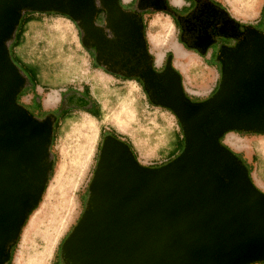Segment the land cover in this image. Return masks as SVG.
Listing matches in <instances>:
<instances>
[{
  "label": "water",
  "instance_id": "water-1",
  "mask_svg": "<svg viewBox=\"0 0 264 264\" xmlns=\"http://www.w3.org/2000/svg\"><path fill=\"white\" fill-rule=\"evenodd\" d=\"M100 6L109 27L147 44L144 26L134 24L120 0H0V264L46 190L56 120L36 117L17 100L26 78L7 42L25 10L66 14L98 39ZM233 54L208 100H187L179 74L163 89L159 103L176 113L186 134L184 152L171 163L149 167L122 138L104 139L91 201L63 243L71 264L264 261V191L219 141L226 131L264 132V37L255 33ZM70 100L77 107L91 102L79 93Z\"/></svg>",
  "mask_w": 264,
  "mask_h": 264
},
{
  "label": "rangeland",
  "instance_id": "rangeland-1",
  "mask_svg": "<svg viewBox=\"0 0 264 264\" xmlns=\"http://www.w3.org/2000/svg\"><path fill=\"white\" fill-rule=\"evenodd\" d=\"M219 1L245 22L257 21L260 12H264V0H256L254 6L241 10L235 8L232 0ZM131 6L124 4L123 8L130 10ZM32 17L33 21L26 25L22 44L13 51L23 61L38 66L40 80L36 90H32L20 69L26 78L24 91H29L20 98V103L40 119L47 111L53 116H61L62 106L55 109L57 96L61 94V99L67 98L70 105L73 103L71 94H82L87 86L88 95L95 100L101 113L97 118L76 106L68 117L60 119L51 146L54 157L49 159L50 162L54 158L53 175L41 201L22 228L11 263L57 264L66 236L91 201L89 186L105 134L116 133L132 143L137 158L147 166L172 161L184 152L186 145L184 147L182 142L181 148L178 146L182 130L174 111L150 101L136 81L113 77L92 63L83 41L82 28L76 21L55 11H38ZM146 17L149 22L153 15ZM154 34H159V53L171 52L172 62L176 63L173 42L177 33L168 15L159 14V26ZM12 39L7 42L8 46ZM149 47L154 49L153 44ZM194 57L195 63L183 69L182 76L185 88L194 98L192 103H199L197 100L210 96L217 73L202 59ZM35 94L39 96L34 98ZM38 102L42 104V110ZM225 135L226 141L228 136L233 137L228 146L236 154H244L251 176L264 191V185L256 178L264 175V134L231 130Z\"/></svg>",
  "mask_w": 264,
  "mask_h": 264
},
{
  "label": "flooded vegetation",
  "instance_id": "flooded-vegetation-1",
  "mask_svg": "<svg viewBox=\"0 0 264 264\" xmlns=\"http://www.w3.org/2000/svg\"><path fill=\"white\" fill-rule=\"evenodd\" d=\"M219 2V0H185L181 6H173L168 0L153 2V5L167 7L164 10L159 8V11L167 12L172 17L177 33V41L185 49L194 52L197 57L202 59L204 64L217 73V79L212 87L211 94L220 89L223 80L228 75V71L232 68L235 58L238 57L233 52L255 33L264 37L263 10L260 12V17L257 21L245 22L233 15L228 7L221 2L219 4ZM121 4L122 6L124 5L122 2ZM138 5L139 2L134 1L130 10L125 11L129 13V17L134 21V24H142L145 31L144 13ZM99 8L96 24L101 27V37L98 39L89 38L85 30L80 26L82 28L83 41L90 54L92 63L113 77L136 81L143 87L150 101L162 106L165 105L159 102H164L163 89L169 84L170 79L179 74L184 96L192 102L194 98L187 92L183 83L182 73L175 68L173 62L166 58L158 67L155 64L148 44L144 46L138 40H129L121 36L117 31L109 27L106 9L102 6ZM248 82L249 79L247 80ZM81 93V95L86 96L83 91ZM210 96L197 101L201 103L208 100ZM62 101V112L68 107L76 108L73 103L67 104V98L63 97ZM80 108L95 110L96 105L94 101H91L88 106ZM56 116L60 117V115ZM243 132L264 134V132L256 129ZM170 162L161 165L163 166ZM149 167L155 168V166ZM56 262L59 264H71L67 258H63L61 252Z\"/></svg>",
  "mask_w": 264,
  "mask_h": 264
},
{
  "label": "trees",
  "instance_id": "trees-1",
  "mask_svg": "<svg viewBox=\"0 0 264 264\" xmlns=\"http://www.w3.org/2000/svg\"><path fill=\"white\" fill-rule=\"evenodd\" d=\"M35 12H38V11H33V10H25L24 11V13L22 14V17H21V19H20V22H19V25H20V23H21V25L19 26H17V28H16V31H15V35H14V37H13V39H12V41H11V43H10V45H9V49H10V52H11V55H12V59H13V61L15 62V64H17L18 65V67L23 71V73L25 74V76L27 77V79H28V82H29V84H31V86H32V90H36V87H37V85H39V68H38V66L37 65H35V64H31V63H27V62H25V61H23L20 57H18L17 55H15L14 54V51H13V49H15L16 47H18V46H20L21 44H22V42H23V39H24V34H25V32H26V25L28 24V23H30V22H32L33 21V17H32V14L33 13H35ZM62 15H64V16H67L68 18H70L68 15H66V14H63V13H61ZM71 19V18H70ZM19 28H20V30H19ZM166 58L170 61V62H172L173 61V54L171 53V52H168L167 54H166ZM88 89H89V87H87V86H85L84 87V89H83V93L86 95V96H88L89 97V99L91 100V101H94V103H95V105H96V109L95 110H90V109H84L85 111H87L88 113H90L92 116H94V117H97V118H99L100 117V109H99V107H98V105H97V103L95 102V100H93L89 95H88ZM26 92H29V91H24V89L19 93V95H18V98H17V100L20 102V98L22 97V96H24L25 95V93ZM39 95H37V94H35L34 95V98H36V97H38ZM39 103V102H38ZM62 104H63V101L61 100V102H60V104H59V106L57 107V108H55V109H58V108H60L61 106H62ZM93 106V105H92ZM39 109L40 110H42V104L41 103H39ZM71 110H72V108H66L65 109V111H63V113H62V115L60 116V117H57V116H55L56 117V120H55V123H54V127H53V135H52V142L54 141V136H55V130H56V127H57V125L59 124V122H60V119H63V118H65V117H68V115L70 114V112H71ZM172 110V109H171ZM173 111V110H172ZM51 112H49V111H47V112H44V115H49ZM175 113V112H174ZM176 114V113H175ZM179 121H180V119H179ZM180 128H181V130H182V135H181V142L179 143V147L181 148V144H182V142H184V147H185V145H186V134H185V130H184V126H183V124L181 123V121H180ZM228 131H226L225 133H223L222 135H220L219 136V141L221 142V143H224V136H225V134L227 133ZM247 134H250V133H247ZM252 134V133H251ZM110 136H115V137H118V138H122V136L121 135H119V134H116V133H111V134H105V137H110ZM125 142H127L129 145H130V147L132 148V150H133V152H134V154H135V156L137 157V155H136V153H135V151H134V147H133V145H132V143H130V142H128V141H126V140H124ZM53 145V143L51 144V146ZM102 146V145H101ZM225 146L232 152V154L235 156V158H236V160H237V162H239L246 170H247V172L249 173V175L251 176V169L249 168V163H248V161H247V159L245 158V156H244V154L242 153V152H237V154H236V152L235 151H233V150H231V148L228 146V145H226L225 144ZM100 150H101V147H100ZM183 153V152H182ZM181 153V154H182ZM180 154V155H181ZM179 155V156H180ZM52 156L54 157V155L52 154ZM178 156V157H179ZM177 157V158H178ZM177 158H175V159H177ZM175 159H173L172 161H174ZM171 161V162H172ZM170 162V163H171ZM162 165H158V166H155V168H160ZM50 173H49V180L51 179V177H52V175H53V170H54V158L52 159V161H51V164H50ZM49 180H48V182H49ZM47 185H48V183H47ZM47 185H46V188H47ZM90 192V191H89ZM41 201V200H40ZM36 208V206H34L30 211H29V213H28V216L30 215V213L34 210ZM28 220V219H27ZM26 220V221H27ZM26 223V222H25ZM25 225V224H24ZM70 233V232H69ZM69 233H68V235H69ZM67 235V236H68ZM66 236V237H67ZM18 240H19V237H18V239L15 241V243L11 246V249H10V251L9 252H7L6 253V255L4 256V259H3V261H2V264H11L12 263V261H13V257H14V252H15V248H16V245H17V243H18ZM61 255L63 256V258H66L65 256H64V254H63V250H61ZM258 262H261V263H263L264 264V261H258ZM57 264H59V263H57ZM249 264H251V263H249Z\"/></svg>",
  "mask_w": 264,
  "mask_h": 264
},
{
  "label": "crops",
  "instance_id": "crops-1",
  "mask_svg": "<svg viewBox=\"0 0 264 264\" xmlns=\"http://www.w3.org/2000/svg\"><path fill=\"white\" fill-rule=\"evenodd\" d=\"M134 1L135 0H121L122 3L128 4V5H132L134 3ZM154 1H159V0H139L138 6L140 7V9L143 10V13H144L145 34H146V38H147L148 47L150 46V44L154 45V49L152 50L149 47V50L154 57L155 64L159 67L164 62V60L166 59V54H163L162 52L159 53V34H154V30L157 26H159V14L168 15L172 21H173V19L167 12L159 11V9L154 8V5H153ZM168 1L173 6H181L185 2V0H168ZM252 2H253V0H252ZM255 3H256V1H255ZM247 4H250V3H247ZM252 5L253 4L247 5L248 6L247 8H251ZM247 8L243 7L242 9H247ZM148 15L149 16L153 15V17H152L153 19L152 18L149 19V22L147 21L148 19L146 17ZM151 20H154V21L151 22ZM173 50L175 51V55H176V59H175L176 63L173 62V65L175 66V68L179 69L180 72L183 74V69H186V67L195 63L194 60L196 58L194 56L197 57V55L194 52H192L188 49H185L177 41V39L173 42ZM211 90H212V88L210 89V92H211ZM187 92L190 94V91L187 90ZM61 100L62 99H61V94H60L59 97L57 96V98L55 100V102L58 101L57 105H56L57 107L59 106ZM32 103H30V104H32ZM27 104H29V103H27ZM57 107H55V108H57ZM232 138H233L232 136H228L227 141L224 138L225 144L229 145L230 142L232 141ZM261 176H262V178L258 177V176H256V178L261 184L264 185V179H263L264 175L261 174ZM253 180H254V178H253ZM254 182H255V180H254ZM255 183H256V185L259 186V184L257 182H255Z\"/></svg>",
  "mask_w": 264,
  "mask_h": 264
},
{
  "label": "bare ground",
  "instance_id": "bare-ground-1",
  "mask_svg": "<svg viewBox=\"0 0 264 264\" xmlns=\"http://www.w3.org/2000/svg\"><path fill=\"white\" fill-rule=\"evenodd\" d=\"M255 1L256 0H253V2H252V0H244V1L243 0H232V2L234 3L235 8H237V9H242L241 6L247 8L248 7L247 5H251V4L255 5ZM236 3H237L238 6L236 5ZM247 3H250V4H247ZM237 144H238V142H237ZM238 145H240V144H238ZM240 147H243V146H240ZM263 148H264V146H263Z\"/></svg>",
  "mask_w": 264,
  "mask_h": 264
}]
</instances>
